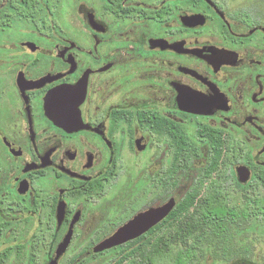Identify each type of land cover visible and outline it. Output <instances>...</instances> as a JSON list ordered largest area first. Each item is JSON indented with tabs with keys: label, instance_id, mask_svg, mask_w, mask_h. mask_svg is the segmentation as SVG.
Instances as JSON below:
<instances>
[{
	"label": "flooded vegetation",
	"instance_id": "1",
	"mask_svg": "<svg viewBox=\"0 0 264 264\" xmlns=\"http://www.w3.org/2000/svg\"><path fill=\"white\" fill-rule=\"evenodd\" d=\"M32 9L19 20L25 38H0V264H49L69 232L57 264L78 236L68 261L88 264L138 213L171 198L176 207L192 187L196 204L212 201L215 237L191 263L264 264V0H34ZM80 82L83 126L66 131L46 98L72 104L63 91ZM185 150L200 157L189 187ZM167 218L144 234L166 233Z\"/></svg>",
	"mask_w": 264,
	"mask_h": 264
},
{
	"label": "trees",
	"instance_id": "2",
	"mask_svg": "<svg viewBox=\"0 0 264 264\" xmlns=\"http://www.w3.org/2000/svg\"><path fill=\"white\" fill-rule=\"evenodd\" d=\"M23 3L25 4L24 6L17 8V10L13 9L14 13L23 18L34 16L35 10L32 9L34 0H24ZM4 16L5 14L1 12L0 29L4 25ZM180 153L181 150H177L175 155L176 162H178ZM193 153L194 150L184 151L186 162L190 161ZM195 190L196 187H192L179 200L172 212H170L166 220L169 221L170 231L159 235L155 239L154 243L156 244L154 248H145L151 235L144 234L128 242V246L113 248L112 251L119 252L109 264H123L125 261H129L126 264H165V258L169 255L170 258H166L168 259L166 264H192L191 261L197 258V253L201 250L198 245L201 243H211L215 237L214 233L207 231L213 226V209L211 208L212 201L210 198L202 200L195 212H190V208H186V205L195 203ZM221 226L227 227V224L224 223ZM218 235L223 238L226 237V239H223L224 242H230V234ZM136 243H139L142 247H134ZM159 258L162 260H158Z\"/></svg>",
	"mask_w": 264,
	"mask_h": 264
},
{
	"label": "water",
	"instance_id": "3",
	"mask_svg": "<svg viewBox=\"0 0 264 264\" xmlns=\"http://www.w3.org/2000/svg\"><path fill=\"white\" fill-rule=\"evenodd\" d=\"M81 87L82 82L74 87H65L67 89H64L63 94L66 95L74 92L76 95V92H80ZM54 100L55 95H53V93H50V95H48V97L46 98L45 107L49 118L52 119L56 125L65 129L66 131H73L82 128L83 125L80 116L79 105L83 101V97H78L76 95L72 104L69 105H58L54 102ZM181 108L195 113H210L200 112L197 108L192 106H181ZM174 207L175 199L171 198L167 203L157 208H151L138 213L135 217L118 228L113 234L98 243L94 251L102 252L139 238L150 228L165 219V217L169 215ZM71 236V232L66 235L64 241L59 245L57 249V256L55 260L51 261L49 264H57V259L67 248Z\"/></svg>",
	"mask_w": 264,
	"mask_h": 264
},
{
	"label": "rangeland",
	"instance_id": "4",
	"mask_svg": "<svg viewBox=\"0 0 264 264\" xmlns=\"http://www.w3.org/2000/svg\"><path fill=\"white\" fill-rule=\"evenodd\" d=\"M4 2V0H0V5ZM6 5L5 6H0V13L3 12V13H8V16L5 15L4 16V25L2 27H4L5 29L4 30H0V38L1 37H5V36H9L11 37L12 39L16 40V41H19V40H22L23 38H25V36H23L24 34L22 33V29L25 28L24 26V23L20 22V17L14 13V10L10 7V2L9 1H5ZM9 19L11 21V24H8L9 21L7 20ZM31 24V23H30ZM28 28L30 29H34L33 25L31 24ZM202 151V154L204 153V150H201ZM171 158H172V150H171ZM199 158L200 157H195V154L193 153L191 155V159L189 162H186L185 160V163L187 164V167H186V187H189L192 183H195L196 180L199 178V176H201V168L198 169V167H200L199 165ZM171 162V160H170ZM197 173V174H196ZM210 192V191H209ZM199 204H188L186 205V208H190V212H195L198 208ZM185 211V210H184ZM182 211V212H184ZM170 228V227H169ZM168 228V231H170V229ZM167 231V233H168ZM163 234H166L165 232L164 233H158V234H152L150 236V239L148 241V245H146V249H152L155 247V244L154 241L155 239L159 236V235H163ZM156 236V237H155ZM263 235L261 234H254V235H250L248 237V239L254 237V238H259V237H262ZM84 238L85 236H78L75 240V243H77L75 245V243L73 244L72 248L69 249V253L64 257V259L62 260L61 264H72L69 263L68 259L71 258L72 256H74L78 251L79 249L77 247H79L78 243H81V241H79L78 239L79 238ZM134 247H142L139 245V243H136L134 245ZM119 252V251H118ZM117 251H107L105 252L104 254H101L99 257H97L94 261L88 263V264H109L111 263L112 259L114 258V256L116 254H118ZM175 254V253H173ZM166 258H170V255L167 256ZM165 258V264L166 262L168 261V259ZM158 260H162L161 258H159ZM73 261V260H71ZM170 261V260H169ZM129 262V261H128ZM127 261H125L123 264H126L128 263ZM164 262V261H163ZM161 264V263H159Z\"/></svg>",
	"mask_w": 264,
	"mask_h": 264
}]
</instances>
